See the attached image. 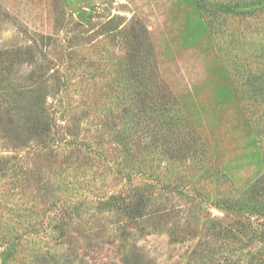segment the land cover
Masks as SVG:
<instances>
[{"label": "rangeland", "instance_id": "obj_1", "mask_svg": "<svg viewBox=\"0 0 264 264\" xmlns=\"http://www.w3.org/2000/svg\"><path fill=\"white\" fill-rule=\"evenodd\" d=\"M198 1L0 0V49L33 50L15 82L44 77L60 140L39 152L6 148L11 141L0 138V163L10 168L0 171V264H227L238 250L237 234L222 224L214 235L210 225L236 226L241 218L213 203L248 200L264 175V0H205L212 14ZM140 25L148 41L131 61L128 32ZM137 61L157 76L156 92L168 89L178 124L204 145L184 168L198 176L190 199L174 191L173 172L184 169L167 161L165 147L142 150L143 139L152 140L144 126L153 122L133 98ZM120 131L141 138L135 154L148 152V165L130 164ZM151 183L156 215L124 222L108 211L112 194ZM250 205L242 221L249 234L250 224L264 223V210Z\"/></svg>", "mask_w": 264, "mask_h": 264}, {"label": "trees", "instance_id": "obj_2", "mask_svg": "<svg viewBox=\"0 0 264 264\" xmlns=\"http://www.w3.org/2000/svg\"><path fill=\"white\" fill-rule=\"evenodd\" d=\"M198 6L200 9L212 14V3L200 0L198 1ZM224 9H229L231 13H236L234 9H231L230 5H226ZM234 16L236 15L234 14ZM128 35L127 39L131 42L128 54L130 60L132 61L142 54V51L146 46L148 41L147 30L145 26L142 25L138 28L131 26ZM33 58L34 53L31 48H19L15 50L0 49V122H4V124L6 123L3 130L4 132L2 136L0 135V138L2 140L11 141V144H5L4 146L6 148L10 147V149H17V151L24 149L37 151L40 149V152L43 148L49 146L53 148L56 145L58 146V141H60L55 138L56 118L47 106L46 96L43 89L45 86L44 77L37 76L36 80L34 74L30 79L31 81H35L30 85H21L19 82H15V79H17V72L15 70L16 67ZM136 63L139 64V66L137 69V77L134 78L133 82V98L135 101H140L142 103L144 115L152 118L153 122V125L150 123L144 126L143 133L150 134V136H152V140L143 139L142 150L151 146L155 148V146L159 143L158 147H165L164 152L167 154V161L170 162L171 165L176 166V164H179L181 168H187V159L195 160L196 157H192L198 154L197 151L199 144L201 145L200 147H203L201 149L202 151H204V145H202V142L200 143L195 139V134L183 129L187 127L186 124H178L179 117L168 89L162 87V91L160 90L161 92H156L155 88L150 86V83H154V80L157 81V76H154V74L152 76H147L146 71H144V69L146 70L144 62L137 61ZM261 86H263V83H261L260 87ZM263 90L264 88H261V93H263L261 97H264ZM174 131L176 136L175 138L170 139V134ZM116 137L118 142H120L123 148H125L128 160H130V164H132L133 167H140L144 164L148 165V161L153 160L147 159L149 156L148 152L142 153V155L139 154L140 156L135 154L137 143H139L138 140H141V138L131 139L129 134H124V131H120ZM174 139L178 142H174ZM12 141H14V143ZM176 145H178V149L175 147ZM51 150L54 151V149ZM192 151L197 154L190 156ZM202 157L203 156L200 158ZM203 160L204 159L201 161ZM9 169L10 168L7 166V163H0V171L5 172ZM201 170L208 172L209 169L201 168ZM184 171L181 173L180 169H177V171L175 170L173 172L176 175V181H178L174 187V191L184 198L190 199L191 193H194L195 191L190 189V185L193 183V179L197 176V174H190V172H187L185 169ZM178 175H180V178ZM188 177L191 178L188 179ZM171 179L173 178L171 177ZM152 180L158 181L160 179L152 176ZM196 180H198V178ZM155 186L156 185L152 183L145 184L144 186H134L125 192L112 194L105 202V204L109 207L108 211L117 214V216H119V218L121 217L124 222L142 220L146 216L156 215L158 210H154L153 212L151 208V201H153V191L155 190ZM253 189V195L248 197V200L217 199L213 203L215 207L223 210L227 216L236 215L241 218V220H236L234 222L236 226L230 224L229 227V225H227L229 223L226 224L225 221L217 223L211 222L210 225L217 230L214 232V235L222 230V224L224 232L228 233L227 235L237 234L236 236H232L234 239L233 241L236 242V244H231L235 246L238 245L239 247L237 248V251L235 248L230 250L232 257L223 258L227 264H264V223H260V225L263 226H253L250 224V229L252 227L253 228L250 231L251 234H249L247 230L244 229L245 222H242L244 219V213L248 211L246 210L247 203H250L252 207H261L262 209L260 211L264 210V175L259 178ZM190 190L192 191L190 192ZM159 224L160 220L159 223L158 221L155 222V225ZM200 227L201 230H203L206 227V223H201ZM94 230H96V228H94ZM206 243L210 242L206 240L204 242L202 241V249H204V245ZM255 244H262L261 248L258 250H250L249 247ZM136 249L139 250L138 248ZM8 250L4 251L6 256L5 259H8L7 257L9 255H12V253ZM214 250L215 247L210 250V253L214 254ZM204 255L205 254H200L199 257H204ZM55 256H57V254H55ZM60 256L63 257L64 255L60 254ZM129 256L133 255L131 254ZM136 264L146 263L141 258L136 261Z\"/></svg>", "mask_w": 264, "mask_h": 264}, {"label": "water", "instance_id": "obj_3", "mask_svg": "<svg viewBox=\"0 0 264 264\" xmlns=\"http://www.w3.org/2000/svg\"><path fill=\"white\" fill-rule=\"evenodd\" d=\"M87 12L86 10H81L77 13V18L82 21V22H86L87 21Z\"/></svg>", "mask_w": 264, "mask_h": 264}]
</instances>
